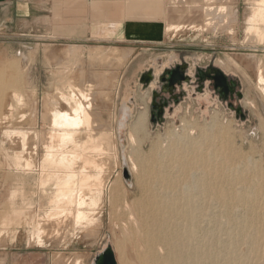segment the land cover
Instances as JSON below:
<instances>
[{
    "label": "rangeland",
    "instance_id": "obj_1",
    "mask_svg": "<svg viewBox=\"0 0 264 264\" xmlns=\"http://www.w3.org/2000/svg\"><path fill=\"white\" fill-rule=\"evenodd\" d=\"M219 3L218 6L223 5V11H221L222 14L217 20L216 27L209 25L206 21H190V23L187 21L188 16H185L184 19H187L180 21L179 24L183 28L179 29L176 27L178 24L177 19L160 15L153 4L150 7L151 10L155 11L152 16L148 17L143 12L140 13L139 10L133 11L132 15L130 11L126 12L127 15L126 13H118L112 15L113 20H110L109 24L107 23V28H109V32H119L123 29L122 22L130 20L162 23L166 36L161 40L162 43L155 42L151 45H160L164 47V50L156 51V53H163L164 55L175 53L179 58L178 64H183V61L189 63L188 72L192 74L193 84H183L185 89L192 84L190 88H187V93L180 88L175 91L174 95L163 92L161 88L163 83L159 80L161 75L157 77L150 70L155 79L149 85L153 84V86L161 89H156L149 96L151 115H146L144 120V126L146 125L144 128L148 138L143 143V151L148 152L152 141L155 143L160 142V140L163 141V149L165 146L168 148L171 143V134L174 133L178 136H184L186 135L185 132H191L194 133L193 136H198L203 128L210 130L211 127V129H214L215 126H219L224 131L227 127L229 130L228 135L230 134L229 136L232 138L236 149L238 151L242 150L241 152L253 158L257 166L256 173H261L260 176L257 175V183L264 186V94L258 87L253 69L245 67L241 60L244 55L252 53L264 58V39L262 36L264 22L259 21L257 23L263 24L259 25L262 27H260V32L257 35L258 39L255 36H248L246 33L247 23L253 8V0H219ZM92 8L103 13L107 11L106 8L102 9V7H96V9L93 5ZM12 11H14V8H11V15L8 18L5 17L3 23L0 24V61L3 60L6 63L4 65H8L15 73L12 78H9V76L3 79L0 78V97L2 98L0 103V173H2L0 174V264H94L97 254L109 244L115 249L119 264H123L119 258L121 250L127 253L131 264H150L146 243L142 240L139 225L133 223L136 225V229L134 225L132 226L131 221L128 224L130 217H136L142 213V203L149 198L147 189L144 190L142 187L139 173L132 172L130 168L131 148L128 130L134 124L136 118L123 119V117L118 116L123 98L125 96L130 97L129 93L127 95L125 92L127 88L142 93L149 86L141 83L140 79L131 85L125 84L122 80V74L132 55V49L125 50V48L145 47V43L134 41L135 39L127 40L124 36L119 35L111 37L108 35L107 37V33H101L103 30L94 34L90 31L91 27L79 37L62 38L57 36V32H54L51 36L40 37L37 36L38 32L34 31L33 22L29 24L30 22L27 21L26 17L13 16ZM232 13L236 14L233 15ZM119 16H121V19L117 20ZM170 24H173V27H169ZM69 46H76L79 48L78 52L80 53L68 55L66 49ZM94 48H99L101 53L106 50L104 57L107 55L109 57L101 60L91 57L90 51ZM115 52L118 53L115 54ZM106 59L108 62H106ZM212 66L225 72L229 79L238 81V91L242 93V98H239L238 95L233 100L220 97L211 87L210 81L205 83L203 90L199 89V81L195 78L197 69ZM65 67L74 74L72 80L81 85L82 89L84 83L93 84V96L97 100L92 110L93 117L97 120L98 127L103 128L107 134H113L115 137V147L107 146L106 142L104 144L106 159H109L106 174L112 180H119L121 187L117 193V201H110L112 197L106 190L103 199L99 200L97 205L91 206L90 220L83 219L78 223L72 222L73 226H70L72 231L70 230L67 235L63 233L65 226H61V230L58 231L57 229L55 231L54 228L42 229L39 235L36 224L51 209L48 198L52 196L53 192L41 191L39 188L40 154L37 157H32L37 164L34 162L32 166H26L25 159L27 160L30 154L28 151L22 150L19 138L17 139V136L12 134L16 132V129L24 130L23 132L30 133V135L32 133H45L48 130L47 118L53 100L57 99L58 91L69 90L68 87L64 86L66 79H63L66 76ZM16 73L21 74L17 75ZM16 76H19L18 81ZM99 77H103V82L99 80ZM11 91H14V96H23L21 98L23 101H18L21 102L20 104L18 102L15 104L17 96H12ZM16 92L17 94H15ZM20 93H22V96ZM96 93H103V98L99 99ZM9 94L12 97L9 96L8 98ZM174 96L177 97L174 98ZM9 103L15 104L16 108L13 107V110L9 113L12 117L4 119V114L7 111L6 107ZM164 103H167L164 108L166 112L163 121L159 122L158 116H155L156 104L160 106ZM230 103L234 104L235 107L243 108V111L247 114L245 120L237 117L236 111L229 107ZM171 107H174L172 112L169 111ZM13 113L15 117L22 115L23 118H26L20 124L16 123ZM10 119L11 121H9ZM23 122L24 124H22ZM121 122L124 123L123 126H121ZM3 128H6V130ZM7 131H10L11 136ZM11 139H13L12 143ZM7 149L9 150L7 151ZM3 153L8 158L3 156ZM7 154H10L11 157ZM27 154L28 156H26ZM13 155H15V158ZM259 162L260 166L258 165ZM215 165L217 168L221 166L218 163ZM125 168L131 174L130 179L124 177ZM208 179L211 182L214 177L209 175ZM211 189L214 192V187ZM95 191L92 192L93 196L98 199L99 194L97 192L96 194ZM47 192L49 193L47 194ZM123 193L125 194L123 195ZM128 193L133 194V198L139 199L136 206L133 207L134 214H132L133 208L129 206L128 209V204H126L123 197ZM209 205V230L212 233L211 248L216 249L218 252L224 248L227 235L233 230L239 243H241L242 237H247L248 233L246 231H249V228L246 227V220L250 217L255 220L254 229L257 230L258 227L262 226L263 209L259 204H253L252 207L247 203L235 207L236 211L233 209L232 215L237 221L232 225H229L231 217L226 202L209 199ZM149 209L147 208L146 211ZM93 216L97 217L94 219ZM238 218H241V220ZM85 221L87 222L85 223ZM122 221L126 225L123 224V226ZM133 228L135 229L133 230ZM240 229L243 236L238 234ZM135 232L140 235L137 236L134 234ZM214 237L217 242L214 241ZM243 248V260L247 264H254L257 261L255 260V258L257 259L256 252H249V248L247 249L245 246ZM251 254L252 256H250ZM215 255L219 258L227 256L224 253ZM261 264H264V262Z\"/></svg>",
    "mask_w": 264,
    "mask_h": 264
},
{
    "label": "bare ground",
    "instance_id": "obj_2",
    "mask_svg": "<svg viewBox=\"0 0 264 264\" xmlns=\"http://www.w3.org/2000/svg\"><path fill=\"white\" fill-rule=\"evenodd\" d=\"M91 2L94 8H106L112 15H117L118 13L125 14L129 11L132 15L133 11L139 10L140 13L143 12L148 17L152 16L155 12L150 8L154 4L160 15L168 16L170 19H177L178 24L176 27L179 29L183 28L179 24L180 21L187 19H184L185 16H188L187 21L189 22L206 21L209 25L216 27L217 20H219L220 14H222L221 11H223V5L218 6L220 4L219 0H92ZM232 14L235 15L236 13ZM232 17L234 18V16ZM259 21L264 22V0H253V8L247 23L246 33L248 36L257 37L260 27H262L259 25H263L257 24ZM171 26L173 27V24L169 25V27ZM262 32L264 31L262 30ZM262 36L264 39V33ZM78 50L79 48L76 46H69L66 49V53L68 55H76L80 53ZM102 52L99 48H94L90 51V55L100 60L109 57L108 55L104 57L106 50ZM117 53L115 52V54ZM241 60L245 67L253 69L258 87L264 94V58H260L257 54L252 53L244 55ZM1 61L0 78L3 79L7 76L12 78L15 73L8 65H4L6 63L3 60ZM106 62H108L107 59ZM237 65L239 64L237 63ZM64 72L66 73V76L63 78H66L64 86L68 87L69 90L58 91L57 99L53 100L47 118L48 130L40 134L32 133V131L30 135V133L23 132L24 130L20 131L21 129H16L15 134L10 129L13 133L11 134L16 135L17 139L19 138L22 150L28 151L30 154V157L27 160L25 159L27 162L26 166H32L35 162L32 157H37L40 154L39 188L41 191L48 190L53 192L52 196L48 198L51 209L49 212L47 211L39 222L36 220L38 222L36 226L39 235L42 229L54 228V230L57 229L58 231L61 226H65L63 233L67 235L70 233V226H73L72 222L78 223V221L83 219L90 220L91 206L97 205L99 200L103 199L106 190L112 197L110 201H117V193L121 187L119 180H112L106 174V166L109 159H106V147L104 144L106 142L107 146L115 147V137L113 134H107L103 128L98 127L99 125L96 124L97 120L93 117L92 110L94 105H96L95 101H97L93 96V84L84 83L82 89L81 85L76 84L72 80L74 74L70 69L68 70L65 67ZM16 77L18 78L19 76ZM99 80L103 82L104 79L103 77H99ZM11 92L12 96H14V91ZM96 94L99 99L103 98V93ZM9 96L11 94L7 97L9 98ZM21 98L23 96H17L15 104L18 101H23ZM1 99L0 97V103ZM15 104H8L4 119L12 117L9 113L16 106ZM17 108L19 109V107ZM13 117L16 118L15 122L19 124L26 118L25 116L23 118L22 115L15 117L14 113ZM145 117V114H140L137 122L129 130L128 137L131 148L129 159L131 171L139 173L142 187L144 190L147 189L149 198L142 203V213L136 217H130L128 224L131 221L132 226L134 224L139 225L142 240L146 243L150 264H247L243 260L244 246L247 249L249 248V252H256L257 259L255 258L256 255L254 258L257 261L254 264L263 263L264 186L257 183V175L260 176L261 173H256L257 166L253 158L241 152L242 150L238 151L232 138L229 136L230 134L228 135V128L226 127L222 131L219 126H215L214 129H211L212 127L210 126V130L203 128L202 131L200 130L201 134L198 136H193L194 133L192 134L190 131V133L185 132L186 135L183 134L184 136H178L176 133L171 134V138L169 137L171 139L170 146L168 148L165 146L164 148L167 149L166 151L163 149V141L160 140V142L157 141L155 143L152 141L148 152H144L142 146L145 139L148 138V134L144 128L146 127V125L144 126ZM215 122L217 123V121ZM123 125L121 123V126ZM184 126L186 127V124ZM3 129L6 130V128ZM3 129L2 131H4ZM7 132L9 133L10 131ZM11 138L14 139L15 137ZM13 139H11V143ZM17 139L16 141H18ZM4 152L6 153V151ZM7 155L10 156V154ZM3 156H6V154ZM217 163L221 165L219 168L215 165ZM35 164L37 163L35 162ZM258 165L260 166V162ZM209 175L214 177V180L211 182L208 179ZM212 187H214V192L211 189ZM93 190H96L95 193L99 194L98 199L96 196L94 198ZM123 197L126 204H128V209L129 206L130 208L136 206L139 201V199L133 198V194L129 193ZM209 199L226 202L229 206L227 210L230 211L229 216L231 217L229 225L237 221L232 215L233 209L236 211L235 207L247 203L252 207L253 204H259L263 209L262 226L256 230L254 229V218L245 219L247 222L246 227L249 228V231H246L248 233L247 237H242L241 243L235 238L236 234L233 230L227 235V240L222 250L218 252L216 249H212V233L209 230ZM147 208L150 209L146 211ZM132 214H134V208ZM93 217L95 219L97 216ZM238 219L241 220V218ZM123 224L126 225L124 222ZM136 225L134 226L136 227ZM140 234L138 233V235ZM238 234L243 236L241 229ZM214 241L217 242L215 237ZM218 253H224L227 256L219 258L215 255ZM119 258L123 264H131L127 253L123 250L120 251Z\"/></svg>",
    "mask_w": 264,
    "mask_h": 264
},
{
    "label": "crops",
    "instance_id": "obj_3",
    "mask_svg": "<svg viewBox=\"0 0 264 264\" xmlns=\"http://www.w3.org/2000/svg\"><path fill=\"white\" fill-rule=\"evenodd\" d=\"M91 4V0H0V24L3 23L5 17L8 18L11 15V8H14L12 15L26 17L27 21L30 22L29 24L33 22L34 31H37V36L40 37L51 36L54 32H57V36L62 38L79 37L91 27L90 31L94 34L103 30L101 33H107V37L108 35L109 37L119 35L124 36L127 40L135 39L134 41L145 43V47L125 48V50L132 49L129 64L122 74V80L128 85L139 80L147 71L152 70L158 77L163 75L166 69H172L178 64L177 54L168 53L164 55L163 53H156V51L164 50V47L151 45L155 42L162 43L161 40L166 36L162 23L143 20L124 21L123 24L121 23L123 29L112 33L107 28L109 21L113 20L112 14L108 11L101 14L100 11L92 9ZM120 19L121 16L117 18V20ZM190 86L192 84L187 88H190ZM187 88H183V92L187 93ZM156 89L161 88H157L152 84L142 93L127 88L125 92L127 95L129 93L130 97L125 96L123 98L118 116L137 118L140 114L151 115L149 96ZM173 108L171 107L169 111L172 112ZM165 112L166 110L163 116Z\"/></svg>",
    "mask_w": 264,
    "mask_h": 264
},
{
    "label": "water",
    "instance_id": "obj_4",
    "mask_svg": "<svg viewBox=\"0 0 264 264\" xmlns=\"http://www.w3.org/2000/svg\"><path fill=\"white\" fill-rule=\"evenodd\" d=\"M183 64H178L172 69H167L163 75L159 77V80L163 83V92L169 93L170 95H174L175 91L178 88L183 89V84L185 82L192 83L193 77L187 73V67L189 63L183 61ZM212 72V74H211ZM195 78L199 81V89L203 90L205 87V83L207 81L213 82L215 88H221V92H225V98L229 93H234L236 88L238 87L237 80H230L228 76L221 69L217 67H208L207 70L197 69V73ZM154 79L152 71H148L144 73L140 81L145 85H149ZM239 98H242V93L237 92ZM177 96H174V98ZM167 106V103H164L159 106L160 110L158 112V121H163L164 108ZM229 107L234 109L237 113V117L245 120L247 114L243 111L242 107H235L234 104L230 103ZM154 116V115H153ZM156 121V119H154ZM124 177L126 179H130L131 174L127 168L124 169ZM94 264H119L115 249L110 244L107 245L100 253L97 254L94 260Z\"/></svg>",
    "mask_w": 264,
    "mask_h": 264
},
{
    "label": "flooded vegetation",
    "instance_id": "obj_5",
    "mask_svg": "<svg viewBox=\"0 0 264 264\" xmlns=\"http://www.w3.org/2000/svg\"><path fill=\"white\" fill-rule=\"evenodd\" d=\"M207 68H208V67H207ZM207 68H205L204 70H207ZM187 73H189V72H188V67H187ZM189 74H190V73H189ZM211 74H212V72H211ZM153 76H154V75H153ZM154 79H155V76H154ZM154 79H153V80H154ZM230 80H231V79H230ZM185 83H189V82H185ZM185 83H184V84H185ZM210 84H211V87H213L214 90L220 95V97H222V98H224V99H230V100H233V98H235V96L237 95V94H236V91L239 92V91H238V87H237L236 90H235V92H234L233 94H232V93H229L228 96L225 98V92H221V88H220V87L216 89L215 86H214V84H213V82H211ZM161 88H163V84L161 85ZM156 109H157V111L155 112V116L157 117V116H158V112H159V110H160L158 104H156ZM138 118H139V116L136 118L134 124L137 122ZM123 119H124V117H123ZM121 123H123V122H121ZM123 124H124V123H123ZM134 124H133V125H134ZM133 125H131L129 128H131ZM129 130H130V129H129ZM129 130H128V133H129ZM128 139H129V137H128ZM129 143H130V141H129Z\"/></svg>",
    "mask_w": 264,
    "mask_h": 264
}]
</instances>
